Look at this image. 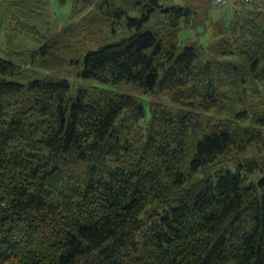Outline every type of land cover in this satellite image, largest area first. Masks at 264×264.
I'll use <instances>...</instances> for the list:
<instances>
[{
    "label": "trees",
    "instance_id": "16d2710c",
    "mask_svg": "<svg viewBox=\"0 0 264 264\" xmlns=\"http://www.w3.org/2000/svg\"><path fill=\"white\" fill-rule=\"evenodd\" d=\"M57 1L0 0V264H264V0Z\"/></svg>",
    "mask_w": 264,
    "mask_h": 264
},
{
    "label": "rangeland",
    "instance_id": "374dc122",
    "mask_svg": "<svg viewBox=\"0 0 264 264\" xmlns=\"http://www.w3.org/2000/svg\"><path fill=\"white\" fill-rule=\"evenodd\" d=\"M164 4H174V5H182L189 6L193 10L197 11L196 14V22L195 24H202L205 20L204 9L207 7L210 8L209 19H216L221 16H226V18L230 17L229 15L232 13L233 6L228 5L223 7L222 9H214L210 2L209 4L206 0H160ZM71 2L66 1L63 4H60L57 0H49V19L52 24V30H58L62 27L67 26L73 19L70 17L71 14ZM207 20V18H206ZM193 25L190 28H185L181 30L179 33V40L181 42H196L201 46L205 47L208 44L209 38L207 34H202L199 28ZM68 80L72 84V87L75 88L79 85H90L91 83L88 81H82L77 79L72 73L68 74ZM108 89H112L114 91L128 93V94H138V90L135 89L134 86L129 84H117L113 86H105Z\"/></svg>",
    "mask_w": 264,
    "mask_h": 264
},
{
    "label": "built area",
    "instance_id": "2783aa9c",
    "mask_svg": "<svg viewBox=\"0 0 264 264\" xmlns=\"http://www.w3.org/2000/svg\"><path fill=\"white\" fill-rule=\"evenodd\" d=\"M210 2L211 6L214 9H222L223 7H226L228 5H233L238 2H247L251 3L254 2V0H207Z\"/></svg>",
    "mask_w": 264,
    "mask_h": 264
}]
</instances>
